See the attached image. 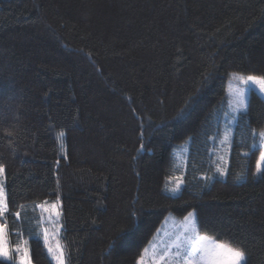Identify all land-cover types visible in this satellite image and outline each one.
<instances>
[{
	"label": "trees",
	"instance_id": "16d2710c",
	"mask_svg": "<svg viewBox=\"0 0 264 264\" xmlns=\"http://www.w3.org/2000/svg\"><path fill=\"white\" fill-rule=\"evenodd\" d=\"M234 74L264 77V0H0L9 247L54 264L38 204L60 200L67 264H139L192 211L264 264V97L233 115Z\"/></svg>",
	"mask_w": 264,
	"mask_h": 264
},
{
	"label": "rangeland",
	"instance_id": "374dc122",
	"mask_svg": "<svg viewBox=\"0 0 264 264\" xmlns=\"http://www.w3.org/2000/svg\"><path fill=\"white\" fill-rule=\"evenodd\" d=\"M209 3H219L220 0H203ZM248 76L234 74L229 86H228V98L231 106V113L237 116L240 112L245 111L247 108L248 102V94L250 89L257 90L260 94L264 97V88L261 87L260 84L255 83L253 81L245 82ZM242 97L244 101V107L236 110L235 101ZM233 120L232 118L229 119V125L226 127L224 138H223V156L226 160H228L230 154V142L232 139V134L234 131L233 128ZM227 134V138L226 137ZM263 139V146H262V153H264V137ZM259 165V168H258ZM3 168V167H2ZM264 170V162L258 161L257 164V173L260 174ZM177 178V185L175 188L171 189L170 192L173 194H177L181 187H182V178ZM6 179H5V171L3 168V172L0 173V189H2L3 196L7 203V193H6ZM44 208H40L38 204V209L40 210L41 220H42V227H41V234L40 237L44 241L46 245V249L50 257L53 259L54 264H59V261L56 259V256L59 254L58 249L63 250V260L64 264H67L66 259V250L62 240L63 235V220H62V210H61V202L60 200L57 201H45ZM55 205V207H53ZM59 213V215H57ZM193 215L189 217V214L186 217L181 219L177 218L173 214L169 215L163 224L160 226L158 231L155 234V237L149 243V245L145 248L140 260L139 264H185V250L186 248L190 247L189 239L197 240L200 237H207L210 241L215 243H223L219 242L208 235L200 234L197 230L196 224V214L194 211L191 212ZM0 223L1 219H0ZM47 229V243L45 242V232L44 230ZM177 244H180L181 247L178 249L176 247ZM225 244V243H224ZM228 245V244H226ZM230 246V245H229ZM6 247L9 250V257L4 258L14 264H23L20 253H17L14 248L9 247L7 231H6ZM232 247V246H231ZM21 248L27 249V262L28 264H34L31 260L29 247L26 244L21 245ZM52 251H49V249ZM179 251L181 255L178 257L176 256V252ZM245 262V261H244ZM242 262V264H244Z\"/></svg>",
	"mask_w": 264,
	"mask_h": 264
},
{
	"label": "snow or ice",
	"instance_id": "6c2138e0",
	"mask_svg": "<svg viewBox=\"0 0 264 264\" xmlns=\"http://www.w3.org/2000/svg\"><path fill=\"white\" fill-rule=\"evenodd\" d=\"M247 81L258 83L262 88H264V77L248 76L245 82ZM235 106L236 110L244 107V101L242 97L235 101ZM259 136L264 137V131H261ZM225 138H227V134ZM260 161L264 162V153L260 155ZM217 171L223 174V169L218 168ZM2 172L3 168L0 167V173ZM39 207L44 208L45 204L41 203ZM53 207H55V205H53ZM6 212L7 203L3 196L2 189H0V218H3ZM20 215L21 214L19 211L14 213V216L17 218L20 217ZM57 215H59V213H57ZM192 215V213H189V217H192ZM186 219L188 218L186 217ZM6 231L7 223H0V257L4 258L9 257V250L6 247ZM44 232L45 242L47 243V229H45ZM189 243L190 247L186 248L185 250V264H242V262L246 260L245 251L243 249L231 247L224 243H215L210 241L207 237H200L197 240L189 239ZM176 247L179 249L181 245L177 244ZM15 251L20 253L23 264H28L27 249H22L21 245L17 243L15 245ZM49 251H52V249L50 248ZM58 252L59 254L56 256V259L59 261V264H64L63 250L58 249ZM175 255L179 257L181 253L177 251Z\"/></svg>",
	"mask_w": 264,
	"mask_h": 264
}]
</instances>
